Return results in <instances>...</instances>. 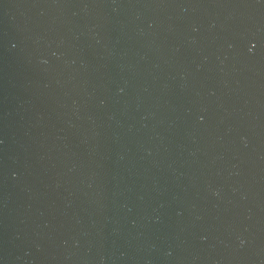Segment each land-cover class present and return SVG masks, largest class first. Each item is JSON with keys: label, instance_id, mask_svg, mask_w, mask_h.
Wrapping results in <instances>:
<instances>
[{"label": "water", "instance_id": "95a60500", "mask_svg": "<svg viewBox=\"0 0 264 264\" xmlns=\"http://www.w3.org/2000/svg\"><path fill=\"white\" fill-rule=\"evenodd\" d=\"M0 264H264V0H0Z\"/></svg>", "mask_w": 264, "mask_h": 264}]
</instances>
